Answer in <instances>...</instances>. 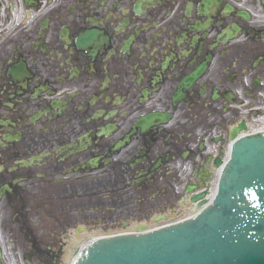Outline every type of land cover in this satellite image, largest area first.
<instances>
[{"label": "flooded vegetation", "instance_id": "flooded-vegetation-1", "mask_svg": "<svg viewBox=\"0 0 264 264\" xmlns=\"http://www.w3.org/2000/svg\"><path fill=\"white\" fill-rule=\"evenodd\" d=\"M33 3L0 33V245L57 264L61 231L157 208L170 164L209 174L208 134L264 90V2Z\"/></svg>", "mask_w": 264, "mask_h": 264}, {"label": "water", "instance_id": "water-1", "mask_svg": "<svg viewBox=\"0 0 264 264\" xmlns=\"http://www.w3.org/2000/svg\"><path fill=\"white\" fill-rule=\"evenodd\" d=\"M74 264H264V135L234 143L219 194L194 220L99 240Z\"/></svg>", "mask_w": 264, "mask_h": 264}, {"label": "rangeland", "instance_id": "rangeland-1", "mask_svg": "<svg viewBox=\"0 0 264 264\" xmlns=\"http://www.w3.org/2000/svg\"><path fill=\"white\" fill-rule=\"evenodd\" d=\"M175 194H177V195H175L174 198L171 197L170 199H167V200H165V196H161L160 197L161 206L159 208H156L155 210H153L151 214L148 213V212H146L148 214H146L144 212L143 213L140 212L139 216H132L133 209H131V210H128V212H131L130 215H127V212H125L120 219L116 220L120 224H117V225L110 224L107 227H101V226L87 227V226L82 225V226L85 227V230L83 232H81L80 234H82L84 232H92V231H98V230H103L102 232H109V231H118L119 229L122 230V228L127 229V228L130 227V225H132V223H134V221H137V220H142L143 221V220H145V217H148V218H150L152 216L154 217V214L156 212H162V213H165L168 216L162 222L167 221V220H172V219H175V218L177 219V218L180 217L179 212H182L181 210H184V209L181 206H179V207L177 206V205H180V203L178 204V202H180V197L178 196L179 195V191L176 190ZM188 203H190L189 200L188 201H183V203L181 205H185V204H188ZM169 204H172V206L174 205L173 206L174 208L177 206L176 207L177 208V212H174L173 210H169L170 209L168 207ZM129 207L132 208V207H134V205H130ZM187 208H188V205H187ZM165 210H167V211H165ZM112 214H114L115 215L114 218H116L117 212L112 213ZM169 214L172 215V217ZM157 223H161V221L157 222ZM111 225H113L112 228H111ZM48 226H49V224H48ZM76 228H77V225L74 226L73 228H69V229H66L63 232L62 231L60 232V263L59 264H66L67 263L66 262L67 261V259H66L67 251H66V248L64 246L63 241H65L67 239V237L72 235V233L75 231ZM62 244H63V246H61ZM73 246H75V245H73Z\"/></svg>", "mask_w": 264, "mask_h": 264}, {"label": "bare ground", "instance_id": "bare-ground-1", "mask_svg": "<svg viewBox=\"0 0 264 264\" xmlns=\"http://www.w3.org/2000/svg\"><path fill=\"white\" fill-rule=\"evenodd\" d=\"M4 1V0H3ZM2 8L0 7V26L2 25V24H4V23H8V22H10L11 21V19H9L6 15H5V19H7V20H5L4 19V17H3V14H2ZM208 191V195H206V197L204 198V197H202L199 201H197L196 202V204H193L192 206H190V208L187 210V212H188V215H185V216H183V217H187V216H189V215H192L194 212H196L201 206H203L202 204L200 205V203H204V202H208V201H210L211 200V198H212V195H213V191H212V193H211V191L210 190H207ZM182 218V217H181ZM170 222V221H169ZM167 223V222H166ZM142 226L141 225H137V226H135L134 225V227H132V228H130V229H126V230H121V231H118V232H129V231H141L142 230V228H141ZM143 227H145V228H147V229H149V228H151V223L150 222H147V223H145L144 225H143ZM153 227V226H152ZM118 232H108V233H100V234H96V233H93V234H89V233H87V235H90V236H92L93 238H94V236H105V235H110V234H114V233H118ZM89 238V237H88ZM81 239V235H70L69 237H67V239H66V241H65V247H66V251H67V255H66V259H67V263L66 264H72V262L74 261V259H75V257H76V255H77V251L76 252H74V250L80 245V240ZM75 242V248H72V249H70L71 248V243H74ZM82 245V244H81ZM80 249V248H79ZM78 248H77V250H79Z\"/></svg>", "mask_w": 264, "mask_h": 264}]
</instances>
